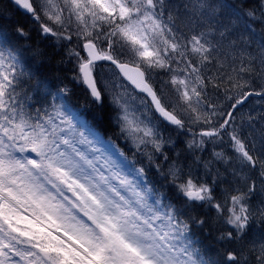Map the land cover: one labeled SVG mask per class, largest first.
I'll return each instance as SVG.
<instances>
[{"label": "snow or ice", "instance_id": "6c2138e0", "mask_svg": "<svg viewBox=\"0 0 264 264\" xmlns=\"http://www.w3.org/2000/svg\"><path fill=\"white\" fill-rule=\"evenodd\" d=\"M12 6L34 27L0 24V264H264V0ZM36 41L82 105L25 89Z\"/></svg>", "mask_w": 264, "mask_h": 264}, {"label": "trees", "instance_id": "16d2710c", "mask_svg": "<svg viewBox=\"0 0 264 264\" xmlns=\"http://www.w3.org/2000/svg\"><path fill=\"white\" fill-rule=\"evenodd\" d=\"M9 3V0H2L3 6H8ZM17 20L28 23L30 28L34 27L33 25H31V22L28 21L26 17H24L23 13L20 12L15 6H12L8 9L7 20L4 18H0V24L8 27L10 26L11 22H15ZM36 43L39 44L41 50L47 53L48 58L33 57L31 53H26L24 66L27 69L28 73L33 77V79H26V82L24 84L25 89L29 90V94L35 97L37 83L38 81H40L43 82V84L47 85L49 90L54 93L57 87L62 86L61 81L63 80V82L66 83L69 88L73 89L76 98L80 100V103L82 105L84 98V87L65 78L64 72L60 70L65 66L61 65L58 62V58H51L53 56V46L51 43H45L43 41H36ZM29 103H31V101ZM109 136H112L111 133H109ZM113 139L117 143L114 137ZM124 149L127 154L131 155V153L126 148ZM137 159L139 158L137 157ZM206 243H211V240L206 241Z\"/></svg>", "mask_w": 264, "mask_h": 264}, {"label": "rangeland", "instance_id": "374dc122", "mask_svg": "<svg viewBox=\"0 0 264 264\" xmlns=\"http://www.w3.org/2000/svg\"><path fill=\"white\" fill-rule=\"evenodd\" d=\"M250 99H252V98H250ZM220 102H221V103H224V106L227 107V103H228V102L224 101V100H223V97L220 98ZM246 103H247V102H246ZM253 104H254L255 107H260V105H259V104H256L255 101H253ZM111 135L113 136L112 133H111ZM113 137H114V136H113ZM114 138H115V137H114ZM181 139H183V138H181ZM116 141H117V144H118L121 148H126V149L131 153V155H129V158H130V159L133 158L131 147H130V146H126V143H125V141H124L123 139H116ZM181 147H183L182 144H181ZM217 150H219V147L217 148Z\"/></svg>", "mask_w": 264, "mask_h": 264}, {"label": "water", "instance_id": "95a60500", "mask_svg": "<svg viewBox=\"0 0 264 264\" xmlns=\"http://www.w3.org/2000/svg\"><path fill=\"white\" fill-rule=\"evenodd\" d=\"M23 13V10H20Z\"/></svg>", "mask_w": 264, "mask_h": 264}]
</instances>
